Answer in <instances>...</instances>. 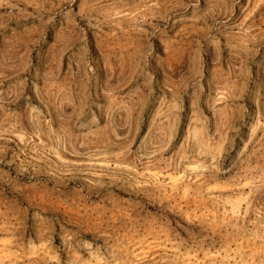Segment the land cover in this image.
<instances>
[{
  "label": "rangeland",
  "instance_id": "1",
  "mask_svg": "<svg viewBox=\"0 0 264 264\" xmlns=\"http://www.w3.org/2000/svg\"><path fill=\"white\" fill-rule=\"evenodd\" d=\"M0 264H264V0H0Z\"/></svg>",
  "mask_w": 264,
  "mask_h": 264
}]
</instances>
